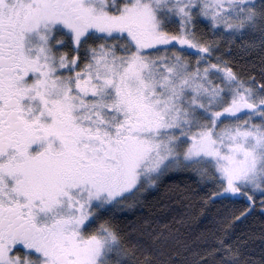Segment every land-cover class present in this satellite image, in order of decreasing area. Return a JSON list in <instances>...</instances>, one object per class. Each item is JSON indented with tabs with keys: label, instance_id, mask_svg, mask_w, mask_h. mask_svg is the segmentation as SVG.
<instances>
[{
	"label": "snow or ice",
	"instance_id": "1",
	"mask_svg": "<svg viewBox=\"0 0 264 264\" xmlns=\"http://www.w3.org/2000/svg\"><path fill=\"white\" fill-rule=\"evenodd\" d=\"M257 213L264 0H0V264H264Z\"/></svg>",
	"mask_w": 264,
	"mask_h": 264
},
{
	"label": "trees",
	"instance_id": "2",
	"mask_svg": "<svg viewBox=\"0 0 264 264\" xmlns=\"http://www.w3.org/2000/svg\"><path fill=\"white\" fill-rule=\"evenodd\" d=\"M193 178H187V174H174L171 180H165L164 184L158 191H153L148 197L151 210L156 213L162 221L167 222L172 220L174 217L179 219L183 216H196L199 211V204L193 195L192 198L185 199L186 195H190L198 191L197 185L193 182ZM180 184L181 187L173 192H167L166 189L171 184ZM188 186L187 192L182 191L185 186ZM163 202L167 205V208L161 210L159 205ZM146 213L147 208L141 210ZM139 215V213H138ZM215 213L204 217H200L199 220H192L189 222L190 226L182 228V231L186 232L189 239L195 238L200 233H204L208 236V242L211 243L213 237L211 233L217 229V224L215 223L213 216ZM129 219L132 218L131 214L128 216ZM262 228H264V215L259 213L252 217H249L245 224L239 225L237 232L241 230H250L251 233L260 234ZM260 241L257 239L254 243L250 244L256 252H259Z\"/></svg>",
	"mask_w": 264,
	"mask_h": 264
}]
</instances>
